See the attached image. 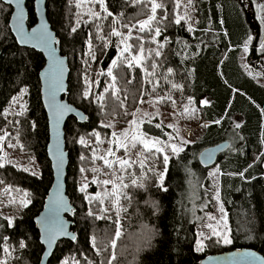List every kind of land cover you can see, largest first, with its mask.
I'll use <instances>...</instances> for the list:
<instances>
[{
    "label": "trees",
    "instance_id": "obj_1",
    "mask_svg": "<svg viewBox=\"0 0 264 264\" xmlns=\"http://www.w3.org/2000/svg\"><path fill=\"white\" fill-rule=\"evenodd\" d=\"M34 2L26 3L29 27L37 23ZM77 2L47 0L49 23L69 61L68 102L87 117L84 123L70 117L65 124L69 152L67 194L75 207L70 221L77 239L60 242L49 264H199L208 255L245 248L264 257V85L240 64L250 39L249 63H259V57L263 64L264 3L191 0L196 28L188 31L183 22L175 23L176 0H156L163 7L156 11L153 31L141 32L138 22L152 15L151 0H105L107 12L97 4L99 17L82 21L78 19ZM12 11L0 0V132L6 129L13 157L23 163H36L39 173L0 164V189L8 186L24 192L29 201L27 206L12 203L2 208L0 260L1 264H40L45 248L35 218L43 210L54 180L40 82L46 61L42 53L19 46L9 27ZM120 26L125 32L132 28L129 43L135 56L143 47L142 69L127 66L124 58L130 60L128 54L119 56V42L112 31ZM156 27L161 29L159 36H155ZM156 51L161 54L157 56ZM114 60L117 64L113 68ZM109 69L115 81L108 75ZM86 91L88 96L84 95ZM20 95L22 111L10 118L7 109ZM157 97L163 98L162 106L173 103L179 109L192 111L200 131L193 134L194 141L180 154L170 157L167 165L163 163V153L145 150L143 168L139 161L127 171H121L119 165L115 167L116 174L128 185L124 191L131 197L130 201L121 197L120 207L126 211L117 217L113 198L103 204L96 199L89 201V196L95 197L89 192L96 191L80 189L98 173L92 168L103 165L108 170L102 160L94 158V152L99 157L97 153L113 138L112 129L105 125L114 123L126 128L140 101ZM141 126L149 136L166 138L167 128L156 127L154 121ZM81 138L85 144L80 143ZM225 141L230 147L219 155L217 166L220 197L228 212L233 244L213 236L206 239L200 253L197 231L205 223V214L211 211L215 186L210 168L200 165L199 155ZM133 179L143 187L132 185ZM104 208L108 211H102ZM117 227L122 236L113 248Z\"/></svg>",
    "mask_w": 264,
    "mask_h": 264
},
{
    "label": "water",
    "instance_id": "obj_2",
    "mask_svg": "<svg viewBox=\"0 0 264 264\" xmlns=\"http://www.w3.org/2000/svg\"><path fill=\"white\" fill-rule=\"evenodd\" d=\"M2 1L13 9L9 27L19 46L42 53L46 61L40 72V82L42 102L49 125L47 153L52 165L54 180L45 199L43 210L35 218V224L40 232L41 244L45 248L40 264H49L60 242L77 239L76 234L72 231V222L70 221L75 207L67 194L69 152L66 148L65 124L70 117L77 118L80 123L86 122L87 117L81 110L68 102L69 61L68 57L62 54L59 39L49 23L47 0H35L34 9L37 23L33 27L28 26L27 0H20L19 6L15 0L12 3H8L7 0ZM20 10H23L24 13L23 31L31 34L32 29H40L41 25H44L42 37H31L22 42V34L18 31L20 21L17 19V13ZM61 83L64 90L58 91L57 88ZM59 105H67L72 111L64 112L61 115ZM229 147L230 143L225 141L204 149L199 155L200 165L205 169L215 167L219 155ZM61 223L64 231L68 233L67 235H55ZM52 235H55V239L49 246L46 240ZM73 236L75 239L72 238ZM199 264H264V257L252 249H234L208 255L201 259Z\"/></svg>",
    "mask_w": 264,
    "mask_h": 264
},
{
    "label": "rangeland",
    "instance_id": "obj_3",
    "mask_svg": "<svg viewBox=\"0 0 264 264\" xmlns=\"http://www.w3.org/2000/svg\"><path fill=\"white\" fill-rule=\"evenodd\" d=\"M180 2V7L177 8L176 11V17L177 16H183L185 17L184 19L181 20L186 25L187 30L189 31V28H191L193 31L196 28L195 21L196 19L194 18L192 12L190 11V3L189 0H179ZM105 3V0H104ZM259 5L261 3H264V0H258ZM97 4L95 0H91L90 3H84L82 4L81 7H78V19L82 21L86 17H92L95 12H98ZM103 7L101 5V9L103 10ZM264 16V13H263ZM146 19H143L141 21H144ZM139 21V22H141ZM138 22V25H139ZM263 25H264V19H263ZM123 31L121 26L118 27L116 31L122 33L121 36H116L119 42V50L118 54L121 56V51L124 47V44L121 43L122 40H124L126 37H128V33ZM251 40V41H250ZM246 43V48L243 49L241 58H240V64L242 68L252 77L256 79L259 84L264 85V62L261 64L260 60L259 63L255 62V64H251L248 61V55H249V49L252 44V39H250ZM127 43H129V38L127 39ZM264 43V40L262 41V44ZM128 54L130 60L132 56H135L130 48L129 52L124 53ZM123 55V56H124ZM141 55V54H140ZM138 55V56H140ZM143 58L140 60V63L137 64L135 61L132 62L134 67H138L142 69V62ZM115 66L113 65V68ZM223 78V75H222ZM14 101V100H13ZM15 103L12 102L9 108L7 109V115L10 118H13L14 116L18 115L24 106L23 100L21 95L15 97ZM143 101V102H141ZM137 110L134 112L135 115H133L132 120H136L139 124V129L138 131L140 133H143L142 131V124L146 122H156V125L159 124L160 127L167 128L166 132V138L160 139L161 141L165 142V144H176L180 146L183 150L185 149L186 145L191 144L194 139H193V134L195 132L200 131L198 128V121L195 120L193 116L192 111H186L187 108H181L179 109L176 107L175 104L172 103V106L169 105L167 107L162 106L164 103V100L161 99L160 97L157 98H152L148 100H141ZM171 109V110H170ZM147 114V115H145ZM111 125V129L113 132H115L117 135H121L124 132L128 133L129 139L131 135L137 131L135 125L129 124L126 128H119L117 124L114 125V123L109 124ZM169 125H172V127H169ZM202 126V125H201ZM0 136L5 137L2 141H0V164L1 165H15L19 167L20 169H24L26 171L31 172L32 174H37L38 175V166L34 162H27L23 163L21 162L18 158L13 157V155L10 152V149L8 147L7 143V131L4 129L2 132H0ZM123 139V137L121 136ZM146 138H155L152 136L147 135ZM114 137L112 138V140ZM164 147V155H168L169 159L172 155H177L172 153L171 149L169 147H166L164 144L160 145ZM111 149L114 153L115 156H108L109 160H115L118 157H123V158H130V161H140L141 159L143 160V163H145V157H141L140 153L145 151L143 149V145L137 143L136 147L133 148L131 147V144L129 143L128 150L125 151L124 148L119 147L118 144L115 143H110L109 146L104 147L100 149L99 153H97L98 156H104L107 154V151ZM155 150V149H153ZM182 150V151H183ZM182 151H180L178 154H180ZM103 162V161H102ZM104 164V163H103ZM119 165L118 163L114 165V169H106L100 165H98V168L101 169L102 171L98 172L95 176H93L90 179H87L84 184H88V187L86 190H95V193H90L89 195L96 196L97 193H104L105 191H111L113 189V185H102L99 183L93 184L91 181L95 178L98 181H102L105 179H115L114 176H110L108 173H111L113 170H115V167ZM105 166V165H104ZM106 167V166H105ZM116 172V171H115ZM117 175V174H116ZM209 175L211 180L213 181V184L215 186V191L212 194V200H213V206L211 208L210 212H207L205 214V223L202 224L201 226L198 227L197 231V248L200 243L203 244V247L198 251L202 253L205 249V241L208 239V236H215L211 235L212 229H209L207 225L211 224L213 225V228H215L218 232L221 234H226L230 238V228L228 224V212L223 206V203L221 201L220 197V170L218 166L216 165L215 167L211 168L209 171ZM117 183V180H116ZM83 184V185H84ZM112 197L106 198L105 200H110ZM22 200H27V196L24 192H16L14 190L9 189L8 186H4L0 189V215H4V210L2 209L3 206H10L12 203L13 204H18L20 206H24L21 204ZM104 200V201H105ZM29 203V201H28ZM27 203V204H28ZM19 206V207H20ZM27 206V205H26ZM221 207L223 208V212H221ZM116 210V207H115ZM10 222H12V218L10 216H5ZM209 217H215V219H209ZM203 233L204 235L201 236L200 234ZM217 237V236H215ZM229 244V243H228ZM1 264V260H0ZM64 264V263H63ZM70 264V263H68Z\"/></svg>",
    "mask_w": 264,
    "mask_h": 264
},
{
    "label": "snow or ice",
    "instance_id": "obj_4",
    "mask_svg": "<svg viewBox=\"0 0 264 264\" xmlns=\"http://www.w3.org/2000/svg\"><path fill=\"white\" fill-rule=\"evenodd\" d=\"M8 3H12L13 0H7ZM15 2L17 3V6H19V3H20V0H15ZM91 0H78L77 2V7H81L82 4L84 3H90ZM96 3H99L101 4L102 6H104V0H95ZM134 2L136 3H144L145 0H134ZM189 3H191V0H189ZM163 7V5L159 4V3H156V0H151V13L152 15H150L148 17V19L144 20V21H141L139 22V31L141 32H144V31H149V32H152L153 31V28H152V24L154 21H156V11L158 8H161ZM176 7L179 8L180 7V2L179 0H176ZM103 10L105 12H107V8L106 6L103 7ZM93 16L95 17H99V13L98 12H95V13H92ZM108 15H112V13L108 12ZM185 17L183 16H177L176 19H175V23L176 24H179L181 22L182 19H184ZM17 19L20 21V26H19V29L18 31L21 32V40L22 42H24L26 39L28 38H31V37H37V36H43L44 35V32H43V29H44V25H41V28L40 29H32V33L31 34H28V33H25L23 31V19H24V13H23V10H20L18 13H17ZM77 23H79V21H77ZM159 23V22H157ZM132 27H135V25H133ZM73 31H75L76 29L73 28L72 29ZM192 29L189 28V31H191ZM154 33H155V36H159L161 34V29L159 27H156L154 29ZM112 35H115V36H121L122 33L116 31L115 29H113L112 31ZM101 39H103V37H100ZM128 38H131V31H129L128 33V37H126L124 40L121 41L122 44H124V47L121 51V57H123L124 53L126 52H129L130 51V48H131V45H129L127 43V39ZM137 39H140L139 37H137ZM160 47H163V45H160ZM261 48L264 49V44L261 45ZM89 49H90V52H91V42L89 41ZM141 55L140 56H132L131 57V60H128V58H124L125 59V62L127 63V66L128 67H132L133 64L132 62L135 61L137 64L140 63V60L143 58V52H144V49L143 47H140L139 49ZM157 56H159L161 53L160 51H156L155 53ZM95 57L93 56V59ZM62 63V62H61ZM117 64V61L114 60L113 61V65L116 66ZM156 65H153V67H155ZM169 72H171L172 70L169 69L168 70ZM102 74V73H101ZM108 75L109 76H112V71L111 69H109L108 71ZM112 79L113 81H115L116 77L115 76H112ZM86 82H87V79H86ZM114 87V85H109V88H112ZM175 87V85H174ZM58 91H63V85L62 83L59 85V87L57 88ZM105 91H108V89H105ZM117 91H119L117 89ZM85 96H88L89 95V92H85L84 93ZM170 98V97H169ZM98 99H102V97H98ZM163 99V98H161ZM14 103L16 102L15 101V98H14ZM143 102V101H141ZM205 103H207V101H205ZM59 109H60V114L63 115L64 112H68V111H72V109L67 106V105H59ZM187 111V109H186ZM22 114V113H21ZM133 115H135V113H133ZM147 115V114H145ZM84 118V117H82ZM131 125H135L136 126V129L137 131L134 132L130 139H129V136H128V133L127 132H124L122 133L121 135H117L115 132L112 133V136L114 137L113 140L110 141V143H115V144H118L119 147H122L125 149V151L128 150V147H129V143L131 144V147L135 148L137 143L143 145V149L146 150L147 152L149 153H152V150L155 149V152L156 153H161V152H164V147L160 146L162 144H164L166 147H169L172 151V153L174 154H178L180 151H182L183 149L176 145V144H165V142L161 141L159 138H146L147 137V134L146 133H140L138 131L139 129V124L138 122L134 119L130 122ZM106 127H111V125H105ZM156 127H160L159 124L156 125ZM169 127H172V125H169ZM237 127H239V125H237ZM98 136V134H96ZM121 136L123 137V139L121 138ZM3 139H5V137L3 136H0V141H2ZM80 143L81 144H85V140L83 138H81L80 140ZM11 146V145H10ZM108 156H115V153L109 149L107 151V154L104 155V156H99V157H96L95 156V152H94V158H98L100 160L103 161L104 165L108 168V169H114V165L115 164H119V168L121 171H127L129 168L132 167V164L135 163V161H130V158L126 159V158H123V157H118L117 159L115 160H109L108 159ZM140 156L143 157L144 156V152L142 151L140 153ZM81 159H84V157H81ZM169 161V156L168 155H164L163 157V163L165 165H167ZM140 163V167L143 168L144 167V163H143V160L141 159L139 161ZM81 171L83 172L84 169L82 168ZM91 171L93 172H100L102 171L101 169L99 168H92ZM110 176H114L115 179H105V180H102V181H98L97 179H93L91 181V183L93 184H96V183H99V184H102V185H113V189L111 191H105L104 193H97L95 197H92V196H89L88 199L89 201H91L92 199H96L99 203L103 204L104 200L106 198H109V197H112L113 200H112V203L114 205V207H116V214H117V217H119V214L120 212L123 210V211H126V209H122L120 207V199L121 197L123 196L124 199H127V200H131V197H129L127 195V193L124 191V189H126L128 187L127 184H124L123 183V177L122 176H118L116 175V172L115 170H113L111 173H108ZM159 177H160V181H161V187H163V179H164V173L161 172L159 173ZM116 180H120L121 183L120 184H117L116 183ZM132 185L134 186H139V187H143V183H140L139 185H137V180L136 179H133L132 180ZM88 187V184H84L82 185L81 187V191L84 192L86 191ZM166 190V189H165ZM28 203V201L26 200H22L21 201V204L26 206ZM102 211L104 212H107L108 209L104 208L102 209ZM221 212H223V208L221 207ZM89 215H93V213L91 211H89L88 213ZM100 218H103V217H100ZM209 219H215V217H209ZM117 224H119V220L116 221ZM207 227L209 229H212V232H211V235H215L217 237H219L220 239L223 240V243L225 244H228V243H231V240L230 238L228 237V235L226 234H221L220 232H218L215 228H213V225L209 224L207 225ZM68 233H66L64 231V228H63V224L61 223L57 232L55 233V235H67ZM55 235H52L50 238H48L46 240V242L49 244V246H51L52 242L54 241L55 239ZM201 236H203L204 234L201 233L200 234ZM122 236V231L120 229V227H117L116 229V232H115V239H113L112 241V247L115 248L116 247V240H118L120 237ZM73 239H75V237L73 236L72 237ZM207 238H211V236H208ZM220 239L217 240V242L219 243L220 242ZM93 245H95V237H93ZM21 247H24V244L21 243L20 245ZM203 247V244L200 243L197 250L199 251L201 248ZM5 252L8 251L7 248L4 249ZM112 259H116V256L115 254L113 253L112 255ZM2 264H7L6 261L2 262ZM64 264H68L67 261L64 262Z\"/></svg>",
    "mask_w": 264,
    "mask_h": 264
},
{
    "label": "flooded vegetation",
    "instance_id": "obj_5",
    "mask_svg": "<svg viewBox=\"0 0 264 264\" xmlns=\"http://www.w3.org/2000/svg\"><path fill=\"white\" fill-rule=\"evenodd\" d=\"M259 56V55H258ZM258 58V61H259V57H257ZM256 62V61H255ZM263 62H264V59H263ZM230 240H231V243H229V245H232L233 244V239H232V237H231V231H230Z\"/></svg>",
    "mask_w": 264,
    "mask_h": 264
},
{
    "label": "crops",
    "instance_id": "obj_6",
    "mask_svg": "<svg viewBox=\"0 0 264 264\" xmlns=\"http://www.w3.org/2000/svg\"><path fill=\"white\" fill-rule=\"evenodd\" d=\"M259 83V82H258Z\"/></svg>",
    "mask_w": 264,
    "mask_h": 264
}]
</instances>
